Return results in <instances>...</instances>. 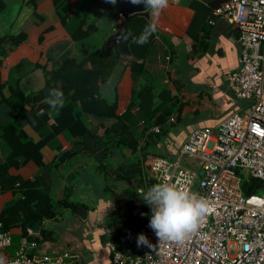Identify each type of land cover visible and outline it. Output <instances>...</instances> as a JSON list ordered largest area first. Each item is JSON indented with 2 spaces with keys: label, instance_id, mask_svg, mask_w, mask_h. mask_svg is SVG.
Listing matches in <instances>:
<instances>
[{
  "label": "trees",
  "instance_id": "1",
  "mask_svg": "<svg viewBox=\"0 0 264 264\" xmlns=\"http://www.w3.org/2000/svg\"><path fill=\"white\" fill-rule=\"evenodd\" d=\"M38 1L28 0L27 3L36 11ZM52 1L63 28L74 42L86 41L98 33L96 23L90 17L98 0H81L74 6L71 0ZM7 7V3L0 0V16ZM190 8L195 11V25L203 23V17L210 13L196 1L190 4ZM149 23L144 17L136 16L127 25L131 36L129 48L139 61L147 58L155 43V33L145 44L134 42ZM26 39V34L22 32L16 35L0 33V69L9 52ZM119 58V50L113 46L107 51L104 47L95 49L81 59L68 57L59 65H47L50 70L36 64L35 68L44 71L45 85L30 93L25 91L21 79H9L13 69L7 79L0 70V107L6 106L11 110V115L0 123V146L3 145L4 157L0 162V195L6 192L12 194L0 211L2 231L20 228V236L26 235L28 229L42 226L49 220H58L63 212H71L83 219L87 217L90 211L87 204L71 200V194L55 201L41 181L44 169L57 166L56 160H52L51 166L45 163L46 149L60 154L57 161L60 165L72 159L92 158L95 171L104 175V180L110 176L116 182H131L137 178L143 181V164L149 149L156 148L161 139L169 134L167 126L176 127L180 123L181 113L173 99L156 105V98L151 97L146 85L142 84L146 75L145 66L132 62L129 64L132 95L128 107L119 115V80L111 98L103 94V89L114 77ZM149 86L152 87V84ZM53 88H60L64 94L63 107L55 110L44 102ZM137 90L138 97L135 95ZM154 128H158L159 132H154ZM61 136L69 142L70 148L64 150ZM126 152L133 154L135 161H128L124 157ZM29 162L39 168V173L32 179L25 180L11 173V170H19ZM262 189L258 180L244 178L242 182V191L247 197L258 194ZM129 193L141 197L139 191ZM121 216H115L108 228L119 226L120 219L123 220ZM146 220L141 223L142 226ZM50 236L43 229L42 238L37 237L36 241L45 242L51 239ZM112 242L117 245L116 238Z\"/></svg>",
  "mask_w": 264,
  "mask_h": 264
},
{
  "label": "crops",
  "instance_id": "2",
  "mask_svg": "<svg viewBox=\"0 0 264 264\" xmlns=\"http://www.w3.org/2000/svg\"><path fill=\"white\" fill-rule=\"evenodd\" d=\"M4 1L8 5V2ZM80 1L71 0L70 3L74 6ZM121 1L118 0L114 5L118 9L116 10L118 14L114 13L117 15L118 25L111 24V30H108L106 39L117 33L120 24L125 20L124 15L121 14L120 16L119 5ZM194 1L210 10L209 15L203 17V23L198 25L193 24L195 11L190 8V4ZM226 1L180 0L173 2L169 0L168 7L162 11L157 20L155 43L147 58L143 60V65L146 74H151L154 79L161 78V82L163 81L169 86V91L165 90L157 95L149 77H146V82L151 83L152 87L146 84V89L149 90L151 97L156 99L159 97L160 103L166 99H173V102L179 105L178 112L181 113L180 123L175 127V132L169 133L164 139H161L154 148L157 152L170 157H172L171 155L177 156L181 146L193 130L199 128L215 129L225 119L246 106L244 101L236 97L229 85L231 74L240 66L241 46L238 28L222 19H217L215 25L209 23L213 17V11ZM27 2L28 0L10 2L21 4L22 8L20 7L19 14L14 17L10 31L3 35H16L22 32L26 34L27 39L14 51L9 52L8 56L3 59L0 70L2 76L7 79L10 70L13 69L9 79H21L25 91L30 93L40 90L45 85L44 71L35 68V65L41 64L47 68V65H59L68 57H76L72 54L78 47V43L74 42L67 30L63 28L52 0H39L36 11ZM103 8H108V3L105 0H98L90 15L98 30ZM149 21L151 23V19ZM113 46L118 48L117 44H112L108 50ZM77 58L79 57L77 56ZM21 62L23 63L21 64ZM129 64L123 70L117 67L112 81L103 89V94L112 97L113 89L119 80V85H117L119 115L128 107L132 95V71ZM121 101L125 103H121ZM10 115L11 110L8 107H0V123ZM60 141L64 150L70 148L69 142L64 137L61 136ZM128 153L126 152L124 157H127ZM59 156L57 151L46 149L45 163L47 166H51L50 164L56 160L57 166L54 169L51 167L44 169L40 175L43 184L47 188L50 187L53 178L58 176L61 180L65 179L66 181L76 182L75 180L79 179V184L82 187L86 186L84 189L88 193L95 190L97 207L90 210L87 217L83 219H87L85 220L87 227L96 231L100 241H102L100 236L111 232L115 235L113 238H116L120 249H125L127 251L125 253H135L140 247L137 244V238L143 234L146 224L145 222L142 226L141 223L152 215L151 206L142 197L129 193V191L136 192L140 189L129 190L127 184L130 181L116 182L110 176H107V180L103 178L101 181L94 174V172L97 173L95 167L94 171L92 169L84 171L87 167L84 166L86 163H82V158L79 160L72 159L60 165L57 162ZM153 158L156 156L148 155L143 164V168L146 167L149 172L150 162ZM3 160V152L0 146V162ZM75 164L79 169L78 172L72 170L68 174L60 172L66 167L75 168ZM11 173L28 180L39 173V168L35 163L29 162L19 170H11ZM148 182L150 187L154 186V184L150 185L152 182L150 177ZM121 183L127 184L120 190L118 185L120 186ZM93 185L96 186V189H93ZM57 193H60V199H63L67 191L59 188ZM121 215H123V220L120 219L119 226L109 229L107 227L109 223L113 219L115 220V216L122 218ZM136 216L141 217V219L136 221ZM103 224L105 225L103 226ZM45 232L51 234V231L45 230ZM90 252L92 253V251Z\"/></svg>",
  "mask_w": 264,
  "mask_h": 264
},
{
  "label": "built area",
  "instance_id": "3",
  "mask_svg": "<svg viewBox=\"0 0 264 264\" xmlns=\"http://www.w3.org/2000/svg\"><path fill=\"white\" fill-rule=\"evenodd\" d=\"M217 19L234 24L239 31L240 66L231 74L229 85L246 106L215 129L193 130L177 160L156 157L150 162L152 181L180 179L191 192L206 198L213 212L190 239L163 245L149 227L150 217L143 234L156 245L155 250L140 246L131 256L108 242L111 264H264V196L247 197L242 191L244 178L260 181L264 190V0H227L213 11L210 25ZM1 228L0 224L3 264H66L68 254L38 257L25 253L26 248L39 246L29 241L39 236L32 229L21 238L13 256L7 249L13 245L14 234Z\"/></svg>",
  "mask_w": 264,
  "mask_h": 264
},
{
  "label": "rangeland",
  "instance_id": "4",
  "mask_svg": "<svg viewBox=\"0 0 264 264\" xmlns=\"http://www.w3.org/2000/svg\"><path fill=\"white\" fill-rule=\"evenodd\" d=\"M8 2V7L6 11L0 16V33L3 35L5 33H8L10 31L11 23L14 20V17H16L20 12V7L22 8V5L19 3H10L13 2V0H6ZM118 1V0H117ZM104 6V4H102ZM118 10L116 7L111 6L110 3H108V8H103L101 11V21L99 23V32L89 38L86 41H82L78 43V47L76 48L74 54L72 56H78L80 59L84 58L88 53L91 51L106 47V35L108 33V30H111V24L117 23V15L116 11ZM121 16V14H120ZM3 30V31H1ZM146 77H149V81H152V84L154 88L156 89V94L158 95L160 92H163L165 90L169 91V86L165 84L163 81L161 82V78L154 79L153 76L149 73L145 75V78L143 79L144 85L151 84L146 82ZM136 97L139 96V90L135 91ZM109 98H111L109 96ZM121 103H125L121 101ZM160 103L159 97L156 99V105ZM155 108V107H153ZM169 133L175 132V127L169 125L166 127ZM180 128V127H179ZM165 137H163L164 139ZM3 147V145H1ZM183 146V145H182ZM181 146V147H182ZM149 155L151 157L153 156H160V157H166L170 160H177V156L172 157L168 155H164L161 152H157L156 149L151 148L148 151ZM129 156V157H128ZM128 161H135V157L128 153ZM4 158V157H3ZM82 163H86L84 166L87 168L84 169V171H90L91 169L94 171V160L90 158L83 159ZM76 166V164L74 165ZM182 166H186L184 161L182 162ZM79 171L77 166L74 167H66L63 171V173H69L70 171ZM94 174L97 176L98 179L102 181L104 178V175H100L94 172ZM78 175V174H77ZM142 179L141 182L138 178L136 180H133L131 182L127 183H121L120 186L118 185V188L121 190L125 184H127V188L129 190H138L141 189L145 193L151 188L148 184V178L150 177V172L146 169V167L143 168L142 172ZM73 181H66L61 180L58 176H55L53 178L52 184L50 187H46L49 190L50 195L52 198L56 201L60 199V193H57L59 191V188L62 190L67 191L66 194H71V200L75 202H83L87 204L90 207V210H92L94 207H97V200L95 195V190L92 193H88L84 188L86 186L82 187L79 184V179ZM59 183H61L59 185ZM96 186L93 185V189ZM257 196H264V190H260ZM63 197V196H62ZM12 198V194L10 192H6L2 195H0V211L5 206V204ZM92 212V211H91ZM141 217L136 216L135 220L139 221ZM87 220V219H85ZM83 220L82 217L77 215H72L69 212H63V216L59 218L58 221H46L42 226H37L34 229V233L36 235H40L42 230L51 231V239L47 240L45 242H40L39 247L36 250H32L30 248L25 249V253L30 256H38L42 257L43 254H47L50 257H57V256H63L64 254H68L69 257L65 258L66 264H110L111 260V254L108 248L106 247V244L108 242L114 241L115 235H113L111 232L104 233L102 236H100L101 240H99V236L94 231L93 228L87 227V223ZM105 224H103L104 226ZM108 227V226H107ZM92 229V230H91ZM22 233L20 228L13 229V245L12 247L7 249V252H11V254L14 256L15 252L20 249V240L22 236L20 234ZM35 236L30 237L29 241H36ZM94 255H91L92 253ZM46 252V253H44ZM237 253L236 248L232 246L231 248V254L235 255ZM99 254L101 255L99 257ZM127 255V254H126ZM128 255L134 256L133 253H128Z\"/></svg>",
  "mask_w": 264,
  "mask_h": 264
},
{
  "label": "clouds",
  "instance_id": "5",
  "mask_svg": "<svg viewBox=\"0 0 264 264\" xmlns=\"http://www.w3.org/2000/svg\"><path fill=\"white\" fill-rule=\"evenodd\" d=\"M105 2L115 5L117 0H105ZM129 2L133 5H145L146 10L150 13L151 23L146 25L143 33L134 40L137 44H145L157 31V20L162 11L168 7L169 0H129ZM44 102L53 110L62 108L64 104L62 90L60 88L50 89ZM140 196L151 206L152 215L149 227L155 232L159 245H163L165 242L183 243L190 239L205 218L213 212L210 202L191 192L187 184L180 179H177L175 183H156ZM38 238H42L41 234ZM137 244L138 246H148L153 250L156 247L144 234L138 236ZM0 264H3V257H0Z\"/></svg>",
  "mask_w": 264,
  "mask_h": 264
},
{
  "label": "water",
  "instance_id": "6",
  "mask_svg": "<svg viewBox=\"0 0 264 264\" xmlns=\"http://www.w3.org/2000/svg\"><path fill=\"white\" fill-rule=\"evenodd\" d=\"M119 11L120 14L128 16L127 19H125L119 27V30L117 33L109 36L107 39L105 50L107 51L108 48L112 44H117L118 50L120 53V58L118 62V68L120 70L125 69V67L132 62L143 64V61L137 60L131 53L129 45L131 42V36L129 34V31L127 29V25L136 16H142L146 20H150V13L146 10L145 5H133L129 2V0H122L119 5ZM155 185V182H150V185ZM123 252H127L125 249L121 248Z\"/></svg>",
  "mask_w": 264,
  "mask_h": 264
}]
</instances>
